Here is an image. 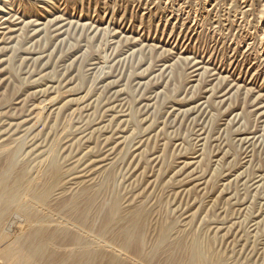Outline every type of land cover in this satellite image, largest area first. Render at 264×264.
<instances>
[{"label": "rangeland", "instance_id": "obj_1", "mask_svg": "<svg viewBox=\"0 0 264 264\" xmlns=\"http://www.w3.org/2000/svg\"><path fill=\"white\" fill-rule=\"evenodd\" d=\"M0 187L67 264H264V0H0Z\"/></svg>", "mask_w": 264, "mask_h": 264}, {"label": "bare ground", "instance_id": "obj_2", "mask_svg": "<svg viewBox=\"0 0 264 264\" xmlns=\"http://www.w3.org/2000/svg\"><path fill=\"white\" fill-rule=\"evenodd\" d=\"M4 177V176H3ZM5 178V177H4ZM8 178V177H7ZM7 178H6V182H7ZM4 184V183H3ZM32 184V182L30 183V185ZM29 185V186H30ZM4 186V185H3ZM2 186V187H3ZM28 186V185H27ZM28 186V187H29ZM2 187H0L1 189H2ZM27 188V187H26ZM25 188V189H26ZM12 190V192L15 190H13V189H11ZM20 190V189H19ZM3 191H4V189H3ZM18 190H16V192H17ZM1 192V191H0ZM9 192H11V191H9ZM16 192H13V193H16ZM8 194V193H7ZM17 194V193H16ZM31 196H30V198H31V200H32V202H30V203H28V204H25V202L24 203H18V206L16 207V209L14 210V211H12V213L9 215V217L8 218H10V220L9 221H5L6 223H4V219H5V216L7 215V213H9V212H7L6 213V215H4V213L2 212V211H0V246H1V249H2V251H3V257H4V259L5 260H7L8 262H15L16 264H67L68 262L67 261H69V262H71V260H78V257L80 256V253L78 252V249L77 248H81L80 246H83V242L81 243V241L79 242V241H77V242H79V243H77V244H75V241L73 242L74 244H68V246L70 245V246H72V247H75L76 249L74 250V252L71 254V255H69V257L67 256V257H65V258H63V257H60V256H57V254H56V252L55 251H51V248L53 247V246H59V247H61V245H60V238H57V235L56 236H53L52 238H46V234H45V230L43 229L45 226H44V224L45 223H47L48 222V220L46 219L47 217H46V215H44V214H41V213H39V212H37L36 211V208L38 207L37 205L38 204H40V202L42 201L39 197H37V194L36 193H34V190L32 189L31 190ZM1 195V194H0ZM4 195V194H3ZM12 196H14V194H11ZM9 196H10V193H9ZM4 197H5V195L4 196H1L0 197V204H1V202H3V199H4ZM27 197V196H26ZM25 197V198H26ZM6 198H8L7 196H6ZM11 198V197H10ZM9 198V199H10ZM21 198H22V196H21ZM17 200V196H16V198L14 197V198H12V200ZM20 199V198H19ZM8 200V199H7ZM19 201V200H18ZM26 201V200H25ZM27 201H28V198H27ZM8 202V201H7ZM17 202V201H16ZM5 203V202H4ZM3 204V203H2ZM13 204H15V203H13ZM6 206H8V204H5ZM4 205V206H5ZM3 206V207H4ZM14 206V205H13ZM37 206V207H36ZM12 207V206H11ZM40 207V206H39ZM10 209V208H9ZM5 210H7V208L5 209ZM8 211H11V210H8ZM42 212V211H41ZM7 218V217H6ZM15 218H19V220H21L24 224H22V225H20L19 227H20V231H19V233H13L12 232V226L14 225L13 223H14V220H15ZM12 219V220H11ZM21 223V222H20ZM135 225V224H134ZM15 226H16V224H15ZM14 228V227H13ZM15 229V228H14ZM13 229V230H14ZM48 230V229H47ZM54 230V232H55V229H53ZM25 231L27 232V234H25ZM57 231V230H56ZM15 232V231H14ZM18 232V231H17ZM51 233V232H50ZM64 233V232H63ZM126 233V236L128 235V236H130L129 234H127V232H125ZM124 233V234H125ZM19 234V235H18ZM48 235L49 234H47V237H48ZM26 237V240L27 241H31V243L29 244V245H25V241H23V237ZM123 236V235H122ZM76 239V238H75ZM59 240V241H58ZM83 241V240H82ZM123 242V241H122ZM128 242V241H127ZM127 242H125L126 243V245H127ZM27 243V242H26ZM71 243H72V241H71ZM129 243V242H128ZM121 244V243H120ZM130 244V243H129ZM128 244V245H129ZM131 244L133 245V243L131 242ZM122 245H123V243H122ZM138 245V246H137ZM136 246L140 249V247H139V244H137ZM183 245V244H182ZM67 246V245H66ZM65 246V247H66ZM67 246V247H68ZM125 246V245H124ZM124 246H121V247H124ZM134 246H135V244H134ZM134 246H133V248H134ZM89 247V246H88ZM121 247H120V249H121ZM132 247V246H131ZM128 248V249H132V248ZM200 247L201 246H199V244H198V241H196L190 248H187L186 249V255H184V256H186V257H184V259H181V261L179 262V263H177V260H176V262L175 261H173V262H171L172 264H205L206 262H208V258H207V255H205L204 253H203V251L200 249ZM125 248H126V246H125ZM125 248H123V249H125ZM53 249V248H52ZM66 249H68V248H66ZM89 249V248H88ZM93 248H91L90 250H92ZM123 249H121V250H123ZM136 249V248H135ZM138 249V251L140 252L141 251V249L139 250ZM85 250V249H84ZM87 250V249H86ZM81 251V250H80ZM125 251H127V250H125ZM133 251V250H132ZM136 251V250H135ZM49 252H52V254H54L49 260H45V257H46V255L49 253ZM82 252H83V250H82ZM81 252V253H82ZM88 252V251H87ZM89 252H91V251H89ZM89 252H88V254L86 253L85 255H89ZM138 252V254H140L141 255V253H139ZM126 253V252H125ZM128 253H129V250H128ZM133 253H135V252H133ZM107 254H109V255H107L108 256V258H110L111 256L110 255H112L111 253H107ZM127 254V253H126ZM136 254H137V252H136ZM136 254H134V255H136ZM185 254V253H184ZM82 255L83 256H85L84 255V252L82 253ZM91 255H93L92 253H91ZM90 255V257H92ZM114 255V254H113ZM133 255V256H134ZM139 255V256H140ZM76 256H77V258H76ZM100 256V255H99ZM99 256H97V257H99ZM104 256H105V254H104ZM110 256V257H109ZM132 256V255H131ZM146 256V255H145ZM144 256V257H145ZM81 257V256H80ZM87 257V256H86ZM89 257V256H88ZM93 257H94V255H93ZM92 257V258H93ZM138 257V255L135 257V258H137ZM143 257V258H144ZM181 257V256H180ZM91 258V260H93L94 261V259H92ZM95 258V257H94ZM115 258V259H114ZM113 258V260H107V261H109L110 262V264H122V263H119V261L121 260H124V259H121L120 258V260H119V258H116V257H114ZM134 258V259H135ZM150 258V257H149ZM172 258V257H171ZM80 259V258H79ZM82 259H83V257H82ZM85 259V258H84ZM98 259H100V258H98ZM98 259H97V261H98ZM102 259H103V257H102ZM112 259V258H111ZM146 259H147V257H145V259H143L144 261H146ZM155 259V258H154ZM153 259V260H154ZM176 259V258H175ZM91 260H90V262H91ZM128 260V259H127ZM141 260H142V258H141ZM140 260V261H141ZM142 260V262H144ZM81 261V260H80ZM80 261H78V263L80 262ZM83 261V260H82ZM85 262L87 261V258H86V260H84ZM130 261V260H129ZM139 261V260H138ZM148 261H150V260H148ZM170 261H171V259H170ZM170 261H169V263H170ZM85 262H83V263H85ZM101 262H103V260H101ZM106 262V261H105ZM123 262V261H122ZM124 262H125V260H124ZM126 262H128V261H126ZM212 262V261H211ZM94 263V262H93ZM98 263H100V261L99 262H97V264ZM147 263V262H146ZM71 264H73V263H71ZM75 264V263H74ZM80 264V263H79ZM82 264V263H81ZM86 264V263H85ZM87 264H91V263H87ZM105 264V263H104ZM124 264V263H123ZM129 264V263H128ZM217 264H226V262H225V260H221V261H219Z\"/></svg>", "mask_w": 264, "mask_h": 264}]
</instances>
